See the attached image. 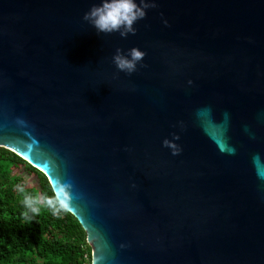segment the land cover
<instances>
[{
  "label": "water",
  "instance_id": "water-1",
  "mask_svg": "<svg viewBox=\"0 0 264 264\" xmlns=\"http://www.w3.org/2000/svg\"><path fill=\"white\" fill-rule=\"evenodd\" d=\"M97 2L0 0V147L71 185L92 264H264V0H155L124 38Z\"/></svg>",
  "mask_w": 264,
  "mask_h": 264
},
{
  "label": "trees",
  "instance_id": "trees-1",
  "mask_svg": "<svg viewBox=\"0 0 264 264\" xmlns=\"http://www.w3.org/2000/svg\"><path fill=\"white\" fill-rule=\"evenodd\" d=\"M23 185L29 193L52 195L47 176L16 153L0 147V264H92L87 232L70 211L47 208L25 216Z\"/></svg>",
  "mask_w": 264,
  "mask_h": 264
},
{
  "label": "clouds",
  "instance_id": "clouds-1",
  "mask_svg": "<svg viewBox=\"0 0 264 264\" xmlns=\"http://www.w3.org/2000/svg\"><path fill=\"white\" fill-rule=\"evenodd\" d=\"M150 7H155V0H98L84 13L83 19L91 25L97 34L119 33L120 37H127L137 31L136 23L142 20ZM167 24V20L163 21ZM146 52L138 46L129 49L117 48L112 55V63L118 72L131 74L137 70L138 64L143 61ZM166 147L173 149V154H177L176 145L168 139L163 141ZM16 190L22 194L21 203L26 210L24 215L39 214L41 208H47L53 215L70 208L71 185L58 182L53 187L52 195L33 194L26 191L21 185L16 186Z\"/></svg>",
  "mask_w": 264,
  "mask_h": 264
}]
</instances>
